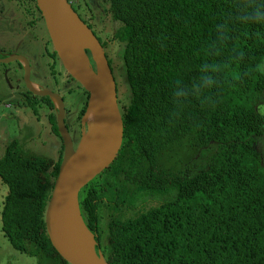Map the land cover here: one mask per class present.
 <instances>
[{
    "label": "trees",
    "instance_id": "16d2710c",
    "mask_svg": "<svg viewBox=\"0 0 264 264\" xmlns=\"http://www.w3.org/2000/svg\"><path fill=\"white\" fill-rule=\"evenodd\" d=\"M104 1L129 94L118 156L80 198L96 251L107 264H264V0ZM25 103L46 104L60 135L49 96ZM63 158V144L48 158L19 138L0 157L3 232L38 264H71L45 222Z\"/></svg>",
    "mask_w": 264,
    "mask_h": 264
},
{
    "label": "water",
    "instance_id": "95a60500",
    "mask_svg": "<svg viewBox=\"0 0 264 264\" xmlns=\"http://www.w3.org/2000/svg\"><path fill=\"white\" fill-rule=\"evenodd\" d=\"M44 6H42V4ZM43 10L46 25L51 35L55 50L67 71L77 79L90 94L91 106L97 112V119L102 124L101 132L96 134L97 152L94 158L82 156L81 145L78 149L65 136L66 109L63 98L51 90H35L30 81L31 68L28 60L21 55H12L0 62L10 63L23 60L26 63V83L28 89L37 96H50L58 101L60 115L58 129L63 137L65 158L49 200L45 222L49 238L59 254L71 264H91L81 254L70 224V215L75 207H80V192L116 159L124 139V122L117 97V85L109 66L105 51L89 27L79 18L68 0H38ZM73 34H77L75 41ZM79 44L85 50L90 49L97 66V74L89 67L82 69L66 56V51L79 53L75 48ZM82 51V58L87 60ZM88 64V62H87ZM88 66V65H87ZM76 163V170L69 176L63 174L66 157ZM101 256L102 254L99 253ZM103 257V256H102ZM104 259V257H103ZM102 264H107L103 260Z\"/></svg>",
    "mask_w": 264,
    "mask_h": 264
},
{
    "label": "rangeland",
    "instance_id": "374dc122",
    "mask_svg": "<svg viewBox=\"0 0 264 264\" xmlns=\"http://www.w3.org/2000/svg\"><path fill=\"white\" fill-rule=\"evenodd\" d=\"M81 5L83 7L87 6L86 9L95 14L96 17L94 21L96 23L102 24L105 22L104 24L107 28L106 31H109L110 34L111 31H114L115 28L119 26V23L116 22L115 25L111 27V25L109 24V21L111 19L110 14L108 13V11L106 13L102 11V9L97 4V0H85V2H81ZM0 28H5V26L1 22ZM5 32L7 31L3 30L1 34ZM15 35L17 40L20 41V33L15 32ZM40 39L43 40L44 37H40ZM17 40L16 42H9L6 40V37L2 35L0 38V49L4 50V52L7 53L5 55L14 54L17 51H19L17 52V54H20L21 51L26 53V50H28V58L30 54L29 48L33 49V53H31L33 55L30 56V59L33 63L32 68L35 72L33 71L32 74L34 77L31 78H33L34 83L36 84V90L51 88L55 89V84L52 80V77L49 76V69L42 62V42H40V40L35 37L33 38L32 43L28 42V39H26V42L21 41L22 43L20 45V42ZM17 42H19V44ZM27 43L32 47L28 46ZM17 44L18 49L14 47ZM118 46V44H114L110 48V51H113L112 57L114 58H112V64L115 70V77L117 79L119 97H121V95L122 97H126L129 92L123 78L121 77V52L123 51V47ZM21 64L23 66L26 65L24 62H22ZM21 64L20 66L22 67ZM11 66L14 67L11 68ZM6 68L12 69V71L10 70L8 75L9 80L13 84L12 88H10V84L8 83V80L4 74V70ZM260 68L262 69V71H264V60ZM58 70H63L62 65L61 67H58ZM23 74L24 69L20 68L18 63L16 62H13L10 65L0 63V157L4 155L8 144L12 140L19 138L26 143L27 148L32 152L38 155L46 156L48 158H57L63 144L62 137L55 131L53 127V121L49 117V108L46 104L39 105L37 114L33 111L32 108L26 105L24 95L19 92L21 89L22 91H25V89L27 88V83L23 84L22 82ZM59 80L61 82V85L65 82L64 80H67V83H64L62 87H56L58 88L57 91L62 92V94L65 95V117L68 118L67 123L73 129V133L70 134L67 128H65V133H67L69 140H71L74 146L78 147L80 139L88 129V125L85 124L84 119H81L80 121L78 120V115L84 103L86 101L90 102V99H88L89 96L84 88L77 89L75 82L70 83V81H68L69 76L66 73L59 75ZM55 106V110L57 111V115L59 118L60 111L58 108V104L55 103ZM259 111L264 116V93L259 104ZM256 147L262 154L264 167V132L262 135L256 137ZM198 163L199 164L197 166L201 167V163H203V161L199 159ZM87 186H89V184ZM85 192L86 190L84 189L82 193H80V198L84 197ZM7 193L8 186L6 183L2 182V179L0 177V264H38V259L36 257L27 255L26 253L15 249L3 232L1 212L4 207V201ZM172 197L159 196V200L165 201ZM157 204L158 203L155 202L152 204V206H155ZM106 234L107 230L106 227H104L102 229V244L106 243Z\"/></svg>",
    "mask_w": 264,
    "mask_h": 264
},
{
    "label": "flooded vegetation",
    "instance_id": "af4514ba",
    "mask_svg": "<svg viewBox=\"0 0 264 264\" xmlns=\"http://www.w3.org/2000/svg\"><path fill=\"white\" fill-rule=\"evenodd\" d=\"M77 1L78 0H68L69 3H72L71 4L72 8L75 7L74 10L78 14L79 18L84 23H86V25L89 27V29H91V31L93 32L95 37L99 40L100 44L102 45V47L105 51L106 57L108 59L109 65L112 69L116 84H117V79L115 77V70H114V67L112 64L113 63L112 62V53L110 51V48L113 45L112 44L109 45L107 42L110 32L106 31L107 28H106L105 24L96 23L94 21L95 17H96L94 13H92L91 11H88L86 9V7H82L81 2L83 0H80L78 2ZM102 1L103 0H101V1L97 0V4L102 9V11L104 10V12H107L108 11V5L106 4V2H104V1L102 2ZM84 2H85V0H84ZM103 3H104V5H103ZM110 16H111V19L109 21V24L111 25V27H113L117 21L112 17L111 14H110ZM44 18L45 17H43V13L38 6L37 0H24V1L23 0H0V22L5 26V28H0V38L2 35H4L6 37L7 41H9V42L15 41L16 42L17 38L15 35V32H18V33H20V41L19 40H17V41L20 42V45L23 41L26 42V39H28V42L32 43L33 38H35V37L38 38V40H40V42H42L41 43V46H42V50H41L42 62L49 69V76L52 77V80L55 84V89L50 87L51 89H49V90H52L53 92L61 94L63 96V100L65 101V99H66L65 95L62 94V92L57 91L58 90L57 87H62V85H64V83L65 84L67 83V80H64L65 82L61 85V82L59 80V75L66 73L69 76L68 81H70V83L75 82L77 89H81V88L83 89L84 86L77 79H75L71 74H69V72L65 68L62 59L60 58L59 54L57 53V51L54 48L53 41L51 39L49 30H48L47 25H46V19H44ZM3 30H6L7 32L1 34V32ZM114 31H111V33ZM40 37H44V39L41 40ZM19 42H17V43L19 44ZM18 44L14 46V47H16V49H18ZM28 46L32 47L29 44H28ZM17 52H19V51H17ZM17 52L16 53L13 52L14 54H11V55H5L7 53L4 52V50L0 49V58H2V56H6V58H8L12 55L24 56L28 60V63H29L30 68H31L30 77H34L32 74L34 71L32 68L33 63L31 62V59H30V56L33 55V54H31V53H33V49L29 48V52H30L29 58L27 56L28 50H26V53L21 51L20 54H17ZM83 53L84 54L86 53L85 54L87 57L86 61L88 62L89 68L92 69L93 71L97 72V66H96V64L92 58V54H91L90 49L85 48ZM6 58H2V59H6ZM13 62L18 63L19 67L24 69L22 82H23V84L26 83V72H27L26 71V65L23 66L21 64L23 61H20V60H16ZM13 62H10V63L0 62V63L10 65ZM19 63L22 65V67L20 66ZM61 65L63 67L62 71L58 70V67L59 66L61 67ZM13 67L14 66H11V68H13ZM11 68H6L4 70V74L8 80V83L10 84V88L13 87L12 82L8 78L10 70L12 71ZM34 75H35V73H34ZM32 80H33V78H31V81ZM32 82L34 83V80ZM26 89H25V91H22V89L19 91L20 93H22L24 95L25 98H27V91H29L28 88H26ZM85 91L87 92L86 89H85ZM118 95L119 94H118V86H117V96ZM88 99H90V94H89ZM118 102H119V97H118Z\"/></svg>",
    "mask_w": 264,
    "mask_h": 264
},
{
    "label": "bare ground",
    "instance_id": "6f19581e",
    "mask_svg": "<svg viewBox=\"0 0 264 264\" xmlns=\"http://www.w3.org/2000/svg\"><path fill=\"white\" fill-rule=\"evenodd\" d=\"M24 1V0H23ZM79 1V0H78ZM77 1V2H78ZM84 1V0H83ZM101 1V0H100ZM104 1V0H103ZM102 1V2H103ZM105 2V1H104ZM38 3V0H37ZM106 3L109 4V2L107 1ZM42 6H44L43 3H41ZM72 4V3H70ZM86 5V4H85ZM104 5V3H103ZM39 6V4H38ZM74 6V5H73ZM101 6V5H100ZM83 7V6H82ZM87 7V6H86ZM105 7V6H104ZM109 7V5H108ZM40 8V7H39ZM44 8H46L44 6ZM75 8V7H74ZM73 8V9H74ZM107 8V7H106ZM40 10L43 12V10L40 8ZM107 10V9H106ZM75 11V10H74ZM104 11V10H103ZM106 13V12H104ZM108 14V13H107ZM44 17V16H43ZM98 18V17H97ZM45 19V18H44ZM104 19V18H103ZM98 20V19H97ZM105 23V22H104ZM103 23V24H104ZM86 24V23H85ZM103 27V26H102ZM91 30V29H90ZM51 36V35H50ZM50 38V37H49ZM77 38V34H73V40L75 41V39ZM50 45V44H49ZM55 48V47H54ZM75 48L80 50V52L77 54L71 51H66V56L69 60H71L76 66L82 68V69H86L88 64L87 61H84V59L82 58V49H84L82 46H80L79 44H75ZM58 53V52H57ZM90 53V52H89ZM88 53V54H89ZM86 54V53H85ZM87 54V55H88ZM91 55V54H90ZM7 59V58H6ZM21 61V60H20ZM23 61V60H22ZM25 62V61H23ZM26 64V63H25ZM90 65V64H89ZM110 66V65H109ZM27 68V66H26ZM111 68V67H110ZM90 69V68H89ZM112 70V69H111ZM91 71L94 74H97V72L93 71L91 69ZM70 74V73H69ZM30 81H31V77H30ZM32 82V81H31ZM35 83L32 82V88L36 90L35 87ZM117 85V84H116ZM72 87V86H71ZM28 88V87H27ZM70 88V87H68ZM74 88V87H73ZM72 88V89H73ZM84 88V87H83ZM44 90H49V89H44ZM65 90V89H64ZM52 91V90H51ZM33 93V92H32ZM56 93V92H54ZM59 94V93H57ZM62 98L63 96L61 94H59ZM50 97V96H49ZM118 97V96H117ZM51 98V97H50ZM52 101L58 104V101L54 98H51ZM119 103V102H118ZM65 104V101H64ZM56 108V106H55ZM59 108V106H58ZM65 109H66V105H65ZM60 111V110H59ZM57 113V111H56ZM66 118V117H65ZM57 119H58V115H57ZM68 119V118H66ZM65 119V121H66ZM82 119H84L85 124L88 125V129L85 131V133L83 134L82 138L80 139V143L78 145V147L76 149L79 148V146L81 145V154L82 156H87L90 158H94L98 152H97V142H96V134L101 132V128H103L102 124L98 121L97 119V112L94 110V108L91 106V104H88V107L86 109L85 114L83 115ZM67 122V121H66ZM65 122V125H66ZM67 127V126H66ZM59 130V129H58ZM68 130V129H67ZM65 132V131H64ZM69 132V131H68ZM60 133V132H59ZM61 135V134H60ZM66 138H68L67 133H65ZM62 137V136H61ZM69 139V138H68ZM63 140V137H62ZM64 145V144H63ZM66 154H65V149H64V158H65ZM63 158V160H64ZM63 174L65 177L69 176L70 174H72L73 172H75L76 170V163L70 158V156L66 157L65 160V164L63 165ZM3 182V181H2ZM53 191V190H52ZM82 191V190H81ZM81 193V192H80ZM70 224L72 226V231L73 234L75 236V240L77 241V244L79 246V249L81 251L82 256L91 264H102L103 263V257L96 251L95 249V239H94V235L92 234V232L87 228L85 222L83 221V216L80 210V207L76 206L74 211L71 213L70 215Z\"/></svg>",
    "mask_w": 264,
    "mask_h": 264
}]
</instances>
